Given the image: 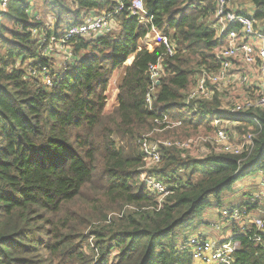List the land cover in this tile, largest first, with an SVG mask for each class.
I'll return each instance as SVG.
<instances>
[{"label":"trees","instance_id":"16d2710c","mask_svg":"<svg viewBox=\"0 0 264 264\" xmlns=\"http://www.w3.org/2000/svg\"><path fill=\"white\" fill-rule=\"evenodd\" d=\"M242 1L254 7L257 22H264V0ZM117 5L115 0H42L44 14L54 18L51 29L34 19L31 0H9L0 20V264H192L176 244L179 231L212 203L220 207L225 193L264 166V109H257L248 113L256 121L236 119L238 132L255 134L247 158H182L177 148L161 146V162L150 173L170 194L158 205L140 183L145 162L137 141L163 115L181 123L176 133L185 138L200 129L213 131L219 102L188 106L184 99L220 43L214 4L144 0L149 24L124 9L109 33L66 42L71 60L53 77L57 65L42 55L32 30L60 39L90 12L114 13ZM152 29L167 36L176 53L164 57V75L148 110V67L164 51L142 46ZM43 67L53 70L50 87L28 71ZM117 70H123L117 105L105 113V92ZM163 134L172 141L173 135ZM254 231L234 238L238 249L232 264H264V240L253 241Z\"/></svg>","mask_w":264,"mask_h":264},{"label":"built area","instance_id":"2783aa9c","mask_svg":"<svg viewBox=\"0 0 264 264\" xmlns=\"http://www.w3.org/2000/svg\"><path fill=\"white\" fill-rule=\"evenodd\" d=\"M117 2L114 13L90 12L79 25L67 27L60 39H56L54 35L50 37L40 35L37 30H32L31 35L43 47V56L51 59L50 57L53 56L51 45L57 46L63 51V60L55 67V75L52 68L48 67H43L40 71L28 70L29 73L33 76L39 75L44 85L50 87L53 77L61 73L67 67V62L71 60L72 53L69 47H66V42L72 38L96 39L109 33L115 27V15L124 9L130 16L137 18L140 24L151 23V17L148 18L145 11L144 0H129L127 7L121 0ZM8 3L9 0H0V20L7 11ZM213 4V20L220 43L214 50L211 65L203 66L196 75L193 88L185 94L184 103L189 106L199 100L208 102L217 100L219 115L214 117L211 123L213 147L209 154L247 158L254 149L255 134L249 131L239 133L237 127L234 130L231 129V125L239 126L241 122L236 119L246 118L250 111L264 109V34L262 27L259 26L260 22L254 19V14L244 11V4L234 3V0H213ZM34 19L40 20L41 17L34 14ZM151 34L156 37L157 46H162L164 51L158 60L148 67L147 78L150 84L145 94L148 110H152L158 82L164 75V57L171 58L176 53L174 44L167 36L160 35L154 29L151 30ZM18 65L19 62L15 64V68ZM222 106H228L229 109L225 111ZM251 119L256 121L252 117ZM170 125L177 127L180 123L171 122L165 115L154 119L155 132L168 129ZM148 135H143L137 141L145 166L148 168L158 166L161 162L159 152L161 146L175 147L181 151L190 150L197 143L193 138L185 141L184 145L168 141L154 142ZM147 141L152 146H149ZM146 172L143 167L140 183L142 182L147 192L158 198L157 203L160 206L170 191ZM255 175L257 190L249 194L245 205L221 211V218L227 220L234 229L233 236L229 240L219 239L216 234H221L223 230L217 225H210L211 231L185 239L178 245L179 251L188 254L193 264H232L238 249L234 238L249 233L251 229L255 230L252 233V240L257 243L263 242L264 210L261 206L264 204V166ZM249 206H255L252 212L248 210ZM254 212L259 214L256 215Z\"/></svg>","mask_w":264,"mask_h":264},{"label":"rangeland","instance_id":"374dc122","mask_svg":"<svg viewBox=\"0 0 264 264\" xmlns=\"http://www.w3.org/2000/svg\"><path fill=\"white\" fill-rule=\"evenodd\" d=\"M115 1H118V0H115ZM235 2L244 4L243 1H239V0H234V3ZM34 7H36V6H34ZM38 7H39V9L36 10L37 14L41 15L40 17H41V19H43L44 23L52 29L53 25L55 24V23H52V21L54 22V18L50 14H39V12H38V11H40V13H42V11H44L42 8V0H40V5ZM38 15H36V16H38ZM263 24H264V22L259 23V26L262 27ZM148 36H150V37L146 41L142 40L141 44L146 49L149 48L152 51L153 47L157 46L156 45V43H157L156 37L153 38L151 33ZM57 45H59V44H57ZM51 49H52V54H53L51 59L53 60V63H55V65L60 64L61 61L63 60V51H60L59 47L52 46V45H51ZM128 64H129V61L125 65H128ZM122 72H123V70L122 71L121 70L115 71L113 76L111 77L108 85H107V89L105 92V96H106L105 113H111L117 105V95H118L117 87H118ZM192 88H193V85L187 92H189ZM222 108L225 111H226V109H229L228 106H222ZM236 127H239V126H232L231 125V129L235 130ZM176 128H178V126L172 127L170 125V127L168 129H164L160 132H155L154 131L155 127H154L148 133L149 134L148 136L150 137V139H153L154 142L155 141H162V142L168 141L171 143H176V144L178 143V144H183V145L186 143L185 141H187L191 138L195 139L197 141V143L190 150H181V151H183L182 158L183 157H192L195 159H202V158L206 157L207 155L208 156L214 155V154H209L212 147H213L211 144V140L213 138V134H212L213 131L208 133L205 131V129H203V130L200 129L198 133L192 134L189 137L185 138L183 133H178V134L176 133ZM165 131H167V132H169V134L173 135L172 141L167 140L165 138V134H163V133H165ZM239 133H241V132L239 131ZM239 133L237 132V134H239ZM143 135H145V133H143ZM156 135L157 136L160 135L161 138H163V139H161L160 137L158 138ZM203 139L205 140V142H203ZM147 144L149 146H152L149 144L148 141H147ZM144 167H145V170L147 171L146 173H149V174H151L150 173L151 169L154 170L155 168H157V166L148 168L145 165H144ZM256 179H257L256 175L249 174V175H246L242 180L238 181L234 185L232 193H225L221 197V206L220 207H215L212 203L211 206L209 208H207L205 212L198 215L197 217H195V219L192 220V222L190 223V226H188L184 230L179 231L180 236L178 237L176 244L183 242L185 239H190L191 237H193L197 234L202 235L206 231H211L209 229L210 225H217L223 230L221 234H216V236L219 239L229 240L233 236L232 226L227 220L221 218V216H220L221 211L240 206L241 203H243L246 200L248 194H250L252 192H256V190H257V188L255 186ZM124 210H131V208H125ZM254 214L258 215L259 213L254 212ZM110 217H111V214L108 216V218H110ZM88 244L90 245V247L92 246L91 239H90V241H88ZM95 258H97V257L95 256L94 259ZM190 259H191V257H190Z\"/></svg>","mask_w":264,"mask_h":264},{"label":"crops","instance_id":"0c3cea01","mask_svg":"<svg viewBox=\"0 0 264 264\" xmlns=\"http://www.w3.org/2000/svg\"><path fill=\"white\" fill-rule=\"evenodd\" d=\"M40 5V0H31V11H30V13H34L35 15H38L37 14V12H36V10H38L39 9V6ZM34 6H36V7H34ZM243 9H244V11H247V12H249L250 14H254V7L250 4V3H248V2H244V5H243ZM39 12V14H44V12L42 11V13H40V11H38ZM39 16H41V15H39ZM153 36V35H152ZM158 43H156V45H157ZM155 47H157V46H155ZM148 49V51H150L151 52V50L149 49V48H147ZM153 49H154V47H153ZM153 51V50H152Z\"/></svg>","mask_w":264,"mask_h":264},{"label":"water","instance_id":"95a60500","mask_svg":"<svg viewBox=\"0 0 264 264\" xmlns=\"http://www.w3.org/2000/svg\"><path fill=\"white\" fill-rule=\"evenodd\" d=\"M158 84H160V83L158 82Z\"/></svg>","mask_w":264,"mask_h":264}]
</instances>
